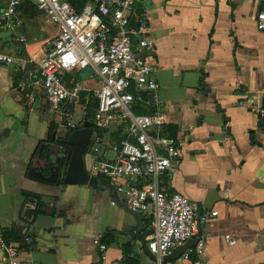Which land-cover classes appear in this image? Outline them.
I'll return each instance as SVG.
<instances>
[{"label":"crops","instance_id":"crops-1","mask_svg":"<svg viewBox=\"0 0 264 264\" xmlns=\"http://www.w3.org/2000/svg\"><path fill=\"white\" fill-rule=\"evenodd\" d=\"M260 9L255 0H138L131 10L132 28L146 21L147 35L155 43L145 55L161 86L158 94L167 117L162 133L183 144L178 172L163 176L160 187L218 212L203 231L206 258L182 256L162 264H264V120L258 115L264 108V31L256 23ZM19 17L20 28L0 34V52L22 61L0 64V228L6 240L18 244L21 259L40 264H122L126 247L132 260L158 264L147 250L149 221L140 220L111 182L92 171L97 159L115 158L112 146L120 140L119 127L98 131L94 116L88 117L85 93L71 119L75 129L51 113L34 82L58 28L38 9L25 13L19 8ZM72 78L90 88L98 86L89 70L65 76L66 81ZM78 111L80 120L74 122ZM138 111L152 114L155 108L137 105ZM89 128L92 136L81 156V174L77 169L64 178L59 174L54 182L35 174L41 173L35 160H46L48 152L49 165L60 158L61 172H67L74 148L65 142L73 132ZM51 174L44 169L45 178ZM124 183L141 181L129 178ZM35 203L54 218L51 231L25 215ZM26 233L33 238L28 248ZM225 235L237 244L229 245ZM96 239L107 246L104 253ZM3 255L0 249V264Z\"/></svg>","mask_w":264,"mask_h":264},{"label":"built area","instance_id":"built-area-1","mask_svg":"<svg viewBox=\"0 0 264 264\" xmlns=\"http://www.w3.org/2000/svg\"><path fill=\"white\" fill-rule=\"evenodd\" d=\"M25 1L34 3L58 28L34 82L44 92L51 113L75 129L71 119L85 93L87 105L97 103L95 128L104 132L119 127L120 140L112 146L115 158L97 159L92 171L107 178L129 209L149 221V254L162 264L167 256L196 240L195 248L186 252L185 259H190V255L206 258L203 231L218 212L200 207L183 194L165 193L160 187L163 176L178 172L183 144L180 139L162 133L167 117L158 94L161 86L154 77L151 59L145 55L155 43L147 35L146 21L142 20L134 29L131 26V10L138 0H91L81 12L67 0H0V34L23 25L19 8ZM255 2L261 5L256 14L257 28L264 31V0ZM21 62L0 52V64L21 65ZM87 70L97 79V87L90 88L76 78L65 79L67 73ZM26 96L34 102L32 93ZM137 105L155 108V112L139 114ZM258 115L264 120V108ZM93 151L97 153L99 148L95 146ZM129 178H136L141 184L124 183ZM224 239L231 246L237 244L231 235H225ZM94 242L103 253L106 251L107 246L99 239ZM24 243L27 248L32 245L30 234L26 233ZM0 249L4 253L3 264H40L21 259V248L8 242L1 228Z\"/></svg>","mask_w":264,"mask_h":264},{"label":"water","instance_id":"water-1","mask_svg":"<svg viewBox=\"0 0 264 264\" xmlns=\"http://www.w3.org/2000/svg\"><path fill=\"white\" fill-rule=\"evenodd\" d=\"M91 130L89 129H82L79 131H75L71 134L70 138L68 139L67 143L65 142V146H69L74 148V153L72 155V159L70 162V165L68 167L67 172L64 171L61 172V167L60 165V158L57 159L56 164L54 166H50L49 165V152L47 154V158L44 161H41L39 159L35 160L36 163H38L39 166V170L41 173L35 172V174L43 180H47L50 182H54L57 177L59 176V174H61V177L64 178L65 175L67 174H71L72 172H76L79 171V173H82V155L85 152V150L87 149V147H89L90 144V140H91ZM49 168L51 171V177L50 178H45V176L43 175V171L44 169ZM71 177V175H70ZM87 177L90 179V176L87 175ZM66 181H69V177H67ZM42 202H45V198L42 199ZM40 204L39 203H35L34 209L33 211L36 213V216L33 217V220L35 221V226L44 229L45 231H51L53 228L54 224V218L52 216H50L49 214H45L44 211H42L40 209ZM139 217V219H143L142 216L140 214H135ZM197 244L196 240H191L189 241L184 247L180 248L178 251H176L175 253H173L172 255L167 256L164 261H172V260H177L180 259L182 256H184L186 254V252L189 249L195 248ZM149 252V251H148Z\"/></svg>","mask_w":264,"mask_h":264},{"label":"trees","instance_id":"trees-1","mask_svg":"<svg viewBox=\"0 0 264 264\" xmlns=\"http://www.w3.org/2000/svg\"><path fill=\"white\" fill-rule=\"evenodd\" d=\"M68 2H70V4L76 9V11L77 12H81L82 10H83V8L86 6V4L88 3V2H90L91 0H67ZM30 4L29 3H24L21 7H20V9H23V11L25 12V13H28L29 12V10L31 9V10H35L34 8H33V6L31 7V6H29ZM30 7V8H29ZM35 8H36V6H34ZM92 104V106H94L95 107V110H96V107H97V103L96 102H92L91 103ZM146 112L147 111H138V113L139 114H146ZM148 113V112H147ZM66 162V161H65ZM64 161H62V167L63 168H65V166H66V163H65ZM26 196V198H29V196L30 197H32V198H38V197H36V196H34V195H25ZM25 215L27 216V218H32L33 219V217H35L36 216V213L33 211V210H27L26 211V213H25ZM130 256H131V250H130V248L129 247H126L125 248V263L126 264H140L139 263V261H135V260H132L131 258H130ZM191 257L190 258H192L193 256L192 255H190Z\"/></svg>","mask_w":264,"mask_h":264},{"label":"rangeland","instance_id":"rangeland-1","mask_svg":"<svg viewBox=\"0 0 264 264\" xmlns=\"http://www.w3.org/2000/svg\"><path fill=\"white\" fill-rule=\"evenodd\" d=\"M32 7V6H31ZM33 8L35 9V10H37L34 6H33ZM87 113H88V117L89 118H92L93 116H94V114H95V107L94 106H92V104H89L88 106H87ZM81 114H82V112L80 111H78L77 112V114H76V117L74 118V122H78L79 120H80V117H81ZM87 116V115H86Z\"/></svg>","mask_w":264,"mask_h":264}]
</instances>
